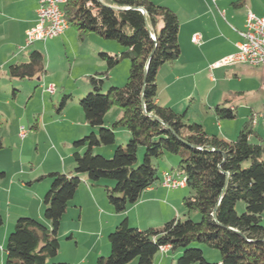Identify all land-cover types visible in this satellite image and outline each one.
<instances>
[{
  "label": "trees",
  "instance_id": "trees-1",
  "mask_svg": "<svg viewBox=\"0 0 264 264\" xmlns=\"http://www.w3.org/2000/svg\"><path fill=\"white\" fill-rule=\"evenodd\" d=\"M62 11L80 39L94 33L116 42L123 52L119 56L99 52L105 71L86 78L90 92L79 106L90 133L72 143V173L51 172L36 179L49 181L43 196L49 228L31 217L17 218L4 246V264H46L57 256L61 220L81 176L93 185L110 182L111 186H103L107 202L121 214L159 182L156 162L165 154L176 158L177 177L186 183L188 195L182 200L186 219L145 230L132 228L123 219L107 236L109 255L99 257L96 264H153L161 247L178 254L175 264H212L193 244L217 250L220 257L213 264H264V144L249 142L255 134L252 117L231 141L207 134L200 124L187 122L184 113L156 103L157 71L177 61L181 53L175 13L151 0H66ZM122 58L129 60L126 82L103 92L104 79ZM7 73L19 80L41 76L44 58L31 52L28 62L8 66ZM228 102L212 107L217 119L236 116ZM113 107L121 114L106 126L104 116ZM117 129L127 132L126 145H116L110 159L94 155L97 147L115 145ZM140 148L143 157L137 165ZM239 202L244 204L241 213L236 211ZM193 212L199 214L196 222L190 218Z\"/></svg>",
  "mask_w": 264,
  "mask_h": 264
},
{
  "label": "crops",
  "instance_id": "crops-1",
  "mask_svg": "<svg viewBox=\"0 0 264 264\" xmlns=\"http://www.w3.org/2000/svg\"><path fill=\"white\" fill-rule=\"evenodd\" d=\"M151 1L172 10L177 16L179 27H187L185 32H178V43L181 44V42H185L190 51V54L181 55L180 53V57L177 61L171 64H165L158 69L156 75V103L164 107H169L176 113H184L187 122L194 120L193 122L200 123L203 128L200 121L189 118L188 116L190 103H192L189 99L193 97V93H184L186 90L184 80L190 77H195L196 79V77L198 78L208 71L220 69H212L211 66L220 59L236 51V44L240 41L238 32L243 30L248 12L258 17H264V0H244L243 4L239 6L235 5L238 0ZM38 6L39 0H0V16H4V12L12 16L9 21L4 19L0 20V41L5 42V46L8 49V53L1 54L0 56V81L15 79L8 77V66L28 62V57L31 52L36 51L41 53L39 49L33 47L31 49L28 47L23 49L15 45H21L22 42L25 44L26 32L35 25ZM9 11L11 13H8ZM71 29H73V32ZM15 32L17 33L18 39L13 41L11 39V34ZM194 34H198L201 38L198 45L191 42V37ZM79 39L77 31L73 27H69L60 37L47 40L45 43L48 41L55 43L57 40V43L62 44V46L66 48V44L70 42L76 40L81 42ZM80 40H84L82 42L88 41L90 53L87 54L98 61H100L97 56L99 52H105L112 56H119L123 52V48L116 42L104 40L94 33H89ZM49 43L46 44L47 48L50 46ZM81 47L80 45L76 46L77 49H81ZM13 48H16V53L12 52ZM93 54L95 55L93 56ZM20 55L21 59H18ZM241 65L243 64L234 66L238 67ZM82 67L88 68L87 71L82 72V75H80V77L84 79L88 76L98 75L105 71V67L103 68L102 66L101 68L97 67L100 68L99 71L92 69L93 67H84V65ZM236 67L235 69H238ZM256 68H261L260 76L264 81V66ZM160 78L163 81L161 92H159L158 89ZM111 80L112 77H109V82ZM207 81L212 83L213 78L210 77ZM112 84L116 85L115 81H113ZM173 96L175 100L173 99L172 101ZM219 102L220 101L214 99L210 101V98H208L206 102L203 103V111L214 116L211 109L219 104ZM112 109L113 108L104 116V124L106 126H110L121 114V110L118 108L119 110L114 112L115 117L106 121L105 118L110 113H113L111 112ZM84 125L83 127L85 130L79 136L74 137L75 139L80 138V136L90 131L85 121ZM114 133L116 139L115 145L107 150H99L100 152H104L103 154L108 157L112 155L116 145L123 147L128 139V134L124 129H117ZM18 134H20V132H18ZM207 134L216 135L226 140H232L229 139L231 137L228 138L226 135L216 134L214 132ZM18 137L20 136L18 135ZM74 151L65 159L68 165L62 164V167H59L60 170L55 172L66 175L72 173L74 167L72 154ZM82 151L83 150H79V152ZM156 165L160 178L159 182L143 191L137 202L133 205H128L125 212L121 214L114 213L109 204L104 206L106 195L103 186L98 184L93 185L87 180L86 176H81V183L77 187L73 199L68 203L66 212L62 217L59 227V230L61 229L62 232L58 231L59 233L57 236L62 239L66 237L62 244L60 243L62 248H65L68 252L73 251L77 253L75 254V264H96L99 257H107L110 252L109 244L106 240L107 236L115 230L123 219H126L130 227L145 230L151 227H159L171 219H180V215L183 217L185 216L182 200L188 195L187 188L168 190L160 185V180L164 173L177 176L178 163L176 158L170 154H165L160 162H156ZM67 166H70L69 169H66ZM28 174L27 180L15 183L11 180L7 181L5 169L0 168V179H2L0 181V213L3 219V226L0 228V264H4V246L7 236L12 230L17 218L31 217L49 228V222L43 216V196L49 187V182H42V184L36 186L39 190L34 191L32 190V182L35 180V176L32 173ZM34 182H36V180ZM106 185L111 186L112 184L106 182ZM29 196L32 198L30 199ZM100 205H103V211L96 212L95 208ZM91 210L95 213V218L93 220L96 222V228H94L92 235L94 241L85 249L79 250L77 247L84 235L88 234L86 233L88 229L83 231L81 228V230L74 232L71 228H63V222L68 218L74 220L77 216L78 221L81 223L85 211L86 216H88ZM156 220H159V223H155L154 221ZM71 247H74L73 250ZM170 253L169 248H167L164 252H160L159 256L156 254L153 259V264H175L178 254L175 253L171 255ZM46 264H68V259L59 250L57 256L48 260Z\"/></svg>",
  "mask_w": 264,
  "mask_h": 264
},
{
  "label": "rangeland",
  "instance_id": "rangeland-1",
  "mask_svg": "<svg viewBox=\"0 0 264 264\" xmlns=\"http://www.w3.org/2000/svg\"><path fill=\"white\" fill-rule=\"evenodd\" d=\"M5 13L7 12H4V16H0V20L9 21L12 16ZM8 13L11 12L9 11ZM71 30L73 32V29ZM186 30L187 27L185 26L183 28L178 27V32H185ZM11 35L13 41L18 39L16 32ZM79 41L81 42L76 40L66 44V48L62 44L57 43V40L55 43L48 41L47 43H53H49L50 46L48 48L45 41L34 42L35 44L32 43L30 45H25L24 42L21 45L15 44L23 49L27 47L29 49L32 47L39 49L44 58L45 73L32 79L0 81V168L5 169L7 181L11 180L15 183H20V181L28 179V173H32L36 180L44 174L59 171V167H62V164L68 165L65 159L74 151L72 143L90 133L88 131L80 138H74L85 130L83 127L85 126L84 116L79 106V101L90 92L86 79L81 78L80 75L88 69L83 68V65L84 67H93L92 69L99 71L101 66L105 67V64L88 55L90 53L88 41L82 42L84 40L80 39ZM79 45L82 46L81 49L76 48ZM179 45L181 55L190 54L185 42H181ZM7 50L5 42L0 41V56L8 53ZM12 52L16 53V48H13ZM18 59H21V55ZM236 66L222 67L218 70L208 71L198 78L196 77V79L195 77H192L193 79L190 77L184 80V85L186 86L184 93H193V97L189 99L192 103H190L188 116L200 121L205 132L226 135L228 138L231 137L229 138L232 139L231 141L236 138L243 123L251 116L252 128L256 136L252 134L249 137V142L264 144V81L260 76L261 68H250L247 65ZM235 67L238 69H235ZM128 71L129 60L122 58L120 63L108 73V78L104 79L103 92L109 86L122 87L128 77ZM109 77H112L110 82ZM210 77L213 78L212 83L207 81ZM113 81H115L116 85L112 84ZM51 85L54 90L53 92H48L46 88ZM162 88L163 81L160 78L159 92L162 91ZM64 96H67L65 104L60 107L61 99ZM208 98H210V101L213 99L220 101L219 104L228 100L227 107L232 106L236 110V116L233 119H217L205 113L203 111V103ZM173 99L175 100L174 96L172 101ZM117 110H119L117 107H113L111 110L113 113H110L105 118L106 121L115 117L114 112H117ZM193 121L191 122L198 123ZM21 129L25 132L23 138L18 137V132ZM125 145L126 142L123 146ZM108 148L110 147H97L94 149L93 154L110 159L112 156H105L104 152L99 151L107 150ZM142 157L143 151L140 148L137 153V165L141 163ZM153 162L155 163L156 161ZM157 162H160V160ZM69 167L67 166L66 169H69ZM34 181L32 182V190L34 191L39 190L36 186H39L42 182H49L47 179L38 182ZM106 182L108 181H99L97 184L106 186ZM29 197L30 199L32 198L31 196ZM3 205L5 206L4 203ZM107 205L108 203L105 199L104 206ZM243 210L244 204L239 202L236 206V211L241 213ZM95 211H103V205L97 206ZM180 217L181 220L186 219L182 215ZM94 218L95 213L91 210L88 216H86L85 211L81 223L78 221L77 216L74 220L68 218L63 222V228H71L74 232L81 230V228L83 231L88 229L86 232L88 234L84 235L77 247L79 250L85 249L94 241L92 236L94 228H96ZM190 218L196 222L199 220V214L193 212L190 214ZM261 218V224L264 227V212ZM154 222L159 223V220ZM14 225L9 234L13 231ZM2 226L3 224L0 228ZM59 231L62 232L61 229ZM65 238H58L59 250L67 257L68 264H75V254L77 253L68 252L60 245ZM191 247H198L208 263H217L216 261L220 257L217 250L206 245L193 244ZM73 248L71 247L72 250ZM159 254L160 252L157 253V256ZM170 254L173 255V253Z\"/></svg>",
  "mask_w": 264,
  "mask_h": 264
},
{
  "label": "built area",
  "instance_id": "built-area-1",
  "mask_svg": "<svg viewBox=\"0 0 264 264\" xmlns=\"http://www.w3.org/2000/svg\"><path fill=\"white\" fill-rule=\"evenodd\" d=\"M65 2L66 0H39L35 25L26 32V45L60 37L69 28L68 22L62 18V5ZM238 35L240 41L236 44V51L214 63L211 66L212 69L239 64L253 68L264 66V17L248 12L243 30L239 31ZM200 39L198 34H194L191 42L198 45ZM46 90L53 92L54 87L51 85ZM19 136L21 138L25 136L23 129ZM160 185L168 190H175L184 188L186 183L183 178L164 173ZM167 248L161 247V253Z\"/></svg>",
  "mask_w": 264,
  "mask_h": 264
},
{
  "label": "bare ground",
  "instance_id": "bare-ground-1",
  "mask_svg": "<svg viewBox=\"0 0 264 264\" xmlns=\"http://www.w3.org/2000/svg\"><path fill=\"white\" fill-rule=\"evenodd\" d=\"M62 18L64 19V20H66V18H65V15H64V12L62 11ZM67 21V20H66ZM160 252H161V248H160V250H159Z\"/></svg>",
  "mask_w": 264,
  "mask_h": 264
},
{
  "label": "water",
  "instance_id": "water-1",
  "mask_svg": "<svg viewBox=\"0 0 264 264\" xmlns=\"http://www.w3.org/2000/svg\"><path fill=\"white\" fill-rule=\"evenodd\" d=\"M145 76H146V71L144 72V80H145Z\"/></svg>",
  "mask_w": 264,
  "mask_h": 264
}]
</instances>
